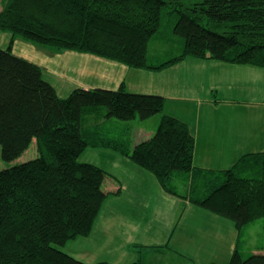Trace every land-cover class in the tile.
Masks as SVG:
<instances>
[{"label": "trees", "instance_id": "16d2710c", "mask_svg": "<svg viewBox=\"0 0 264 264\" xmlns=\"http://www.w3.org/2000/svg\"><path fill=\"white\" fill-rule=\"evenodd\" d=\"M167 14L166 40L176 37L178 54L148 61V42L164 34ZM1 30L137 68L161 69L186 56L264 66V0H6ZM164 102L123 82L75 87L61 97L40 64L13 53L11 44L0 47V159L17 158L33 140L38 151L0 168V264H89L52 245L91 231L106 196L103 181L114 177L79 159L87 145L119 151L167 193L230 218L237 237L251 220L264 222V149L226 168H204L193 164L189 125L175 116L162 114L153 134L133 146L130 126L122 138L101 128L103 118H147ZM227 264H264V252L243 257L236 245Z\"/></svg>", "mask_w": 264, "mask_h": 264}, {"label": "crops", "instance_id": "0c3cea01", "mask_svg": "<svg viewBox=\"0 0 264 264\" xmlns=\"http://www.w3.org/2000/svg\"><path fill=\"white\" fill-rule=\"evenodd\" d=\"M5 1L0 0V10ZM9 35L14 50L17 47L16 42H20L22 39L19 36H12L10 32ZM22 41L25 44H21L22 47L17 51V54L40 64L43 76L52 81H54L52 76L64 77L67 73L59 67L68 65L66 56L69 54L72 58L70 68L75 82L73 88L102 87L113 89L123 82L125 88L128 87L130 91L163 95L165 97L164 104L166 102L172 103L174 100H193L198 103L197 106L201 102L210 105L211 107L206 106L202 114H200V108L197 107L196 112L200 114V117L196 113V118L191 122L192 124H188L194 136L192 161L195 166L217 169L229 167L242 154L252 152L244 150L242 146L246 133H253L254 139L260 138L259 147L264 149V92L218 94V89L221 87L241 89L244 86H255L264 88V67L249 64L240 65L213 58L186 56L161 69H144L131 67L86 52L59 50L53 46H49L51 49L43 50L48 45H34L39 43ZM214 64L217 69L225 66L234 68L235 73L239 76L231 82L215 78L208 79L209 73L206 68ZM158 73H163L165 76L161 81L150 80L148 83L142 81L143 77H152ZM83 75L90 77L91 80H83L81 78ZM55 80L57 83V85L55 83V87L61 91L63 82ZM178 82H184V85H179ZM213 87H217L216 92H214L216 95H209V91ZM188 90H194L196 95L187 96L185 93L190 92ZM200 94L205 95V98L201 99ZM238 110L248 117L237 118L230 115L232 111L233 115L240 113ZM159 112L147 119L153 125V128L151 126L152 131L153 129L155 131L162 114L179 118L175 110H165L163 107ZM226 112V116L223 115ZM102 120V127L116 129V126L112 124L113 119L103 118ZM145 123L146 120L137 124L139 127H144ZM129 124L128 126L132 130L136 129L135 123ZM250 124L256 125L260 129L254 132L247 131L246 127ZM125 125L126 123L120 128L122 130L119 132L121 138ZM153 132L145 133L146 137L140 140L148 138ZM131 133L130 139L133 146L139 140L132 141ZM141 135L143 134L140 133V137ZM235 138L241 139V142L235 143L233 141ZM97 148L104 150L101 153L98 151L100 155L105 154L103 157L104 164L100 165L107 167L109 170L102 168L114 177H106L103 181L102 187L106 196L93 221L91 231L85 236L68 239L60 249L89 264H130L135 260H141L147 264H195L191 258L186 257L182 252L179 253V249L182 247V239L190 244V236L193 232L190 227L184 229H170L168 227L167 233L161 234L158 231V238L154 239H150L148 235L139 237V233L135 232L133 227L140 225L141 216L148 211L150 205L154 208L155 213L167 210L160 214L171 213L175 218L177 215L181 217L186 215V218L192 215L218 218V214L215 215L216 213L167 193L156 181L147 182L151 179L149 174L152 173L119 151L107 147ZM220 152H222L220 156H225V158H218L216 163L220 164H216L210 159V156L219 155ZM198 156L200 159L201 156L203 157L202 162L197 159ZM210 160L213 163H209ZM116 172L122 174L118 175ZM235 246V239L231 240L228 249L233 251ZM258 252L260 251L255 250L253 253ZM170 253H173V258H169Z\"/></svg>", "mask_w": 264, "mask_h": 264}, {"label": "rangeland", "instance_id": "374dc122", "mask_svg": "<svg viewBox=\"0 0 264 264\" xmlns=\"http://www.w3.org/2000/svg\"><path fill=\"white\" fill-rule=\"evenodd\" d=\"M193 1H197V0H185V2L187 3L193 2ZM169 15L170 14H167L165 17V20H162V22H165V26L163 28L164 30L162 31L164 34H161L158 37H154L148 42V61L154 62L158 59H165L166 57L170 55L178 54V50H179L178 45H180V43L178 42V40H176V37L173 38V40H169V41L166 40L167 39L166 37L169 36L167 34L166 28L169 25H171L169 20L166 19ZM9 37L10 35L8 31H2V30L0 31V47L5 48L9 44H11ZM21 39L25 40L24 38H21ZM22 40L20 42L19 41L16 42L17 47L14 50L12 49V45H11V50L13 53L17 54V51L20 50V48L22 47L21 44L23 45L25 44V42ZM34 45H40V44H34ZM167 48L172 49V51L171 52L168 51ZM48 49H51L49 45L43 48V50H48ZM164 51H168L169 53L165 54ZM213 59H216V58H213ZM216 60H221V59H216ZM221 61H225V60H221ZM66 62L68 65H62L61 67H59V69L65 70L67 72L64 77H61L58 75L52 76V79L54 81L45 77L54 87L56 83L55 79L63 82L61 91L55 87L57 90V93L61 97L67 96L70 90L73 88L74 83H75L73 80L71 68H70L72 64V58L71 56H69V54L66 56ZM116 62H120V61H116ZM226 62H230V61H226ZM230 63L240 64V65L249 64V63H238V62H230ZM249 65H254V64H249ZM254 66H259V65H254ZM259 67H264V66H259ZM206 71L209 73V76L207 77L208 79L215 78L217 80H223L226 82H231L235 78H237V76H239V74L235 73L234 68L225 66L223 68L217 69L215 67V64L212 65L211 67H207ZM164 77L165 76L163 73H158V74H154V76L152 77L145 76L142 78V81L145 83H148L150 80L161 81L162 79H164ZM81 78L83 80L84 79L91 80L90 77L84 76V75L81 76ZM178 83L179 85H182V84L184 85V82H178ZM157 86H162V85H157ZM126 88L128 89V87ZM216 88L217 87H213L209 91V95H213L214 92H216ZM188 91L190 92H187L185 94L189 97H193L194 96L193 94H195L194 90H188ZM218 92H219L218 93L219 95L230 94L232 92H235V93H238V92L240 93H245V92L263 93L264 88H258L255 86H251V87L244 86L241 89L236 88V87L235 88L221 87L220 89H218ZM175 96H178V95H175ZM200 98L201 99L205 98V95L200 94ZM172 103L166 102L164 104V109L165 110H175L179 118L185 121L187 124H192L191 122H193L194 118H196V113L200 117V114H202V111L206 109V106L211 107L205 102H201L200 105L197 106L198 103L193 100H176V101L174 100ZM197 107L200 108V114L196 112ZM157 113H160V112H157ZM157 113H154V114H157ZM226 114L227 112L223 113V115L225 116ZM230 115L232 117L235 116L237 118L248 117V115H245L244 113H241V112L235 113L233 115V111L230 113ZM251 116L253 115L251 114ZM111 119H113L112 124L116 126V129H112V128L109 129V127H101V128L103 129V132L106 131L109 135H112L115 138H121V135L119 132L122 131L120 128L124 123H126V125H130L129 123L131 124L135 123V125L137 126L135 130H132L130 127L129 134L130 132H132L131 133L132 141H138L141 138L146 137V135H144L145 133H150L154 131V129L153 131L151 129V126L153 128V125H151L149 120H147L148 117L142 118V119L136 117L128 121L118 120L114 118H111ZM145 120H146V123L144 124V127H139L138 126L139 124L137 123H142V121H145ZM259 129H260L259 127H256V125L252 126V124L246 127L247 131H252V132L257 131ZM140 133L143 134L141 135V137H140ZM123 134H125V129H124ZM200 134L201 133L199 131V137H200ZM244 139L245 141L242 145L244 150L252 151V152H260L263 150V149H260L259 147V144L261 142L260 138L256 137L254 139L253 133H246L244 135ZM233 141L235 143H240L241 139L235 138L233 139ZM98 149L99 148H97L96 146L87 145L83 149V151L80 153L79 159L81 161H87V162L101 166L100 164H104L103 157H105V154L100 155L98 151H100L101 153V151H104V150L103 149L98 150ZM37 154H38L37 147L33 140L31 144L29 145V147L17 158L11 161H4L0 159V168L7 167L15 163L28 160L30 158L35 157ZM221 154L222 152H220L219 155L210 156V159L213 160L214 163H216V160L218 158H225V156L221 157L220 156ZM202 158L203 157L201 156V159ZM197 159L201 161L200 156H198ZM211 160L209 163H213ZM216 164H220V163H216ZM101 167L107 169V167H105L104 165ZM108 168L110 167L108 166ZM111 168L114 169V167H111ZM116 173L118 175L122 174L120 172L119 173L116 172ZM149 175L151 179L147 180V182L156 181V183H159V181L153 174H149ZM174 183L176 184L179 190L183 189V184H184L183 180L178 178V180H174ZM165 211L167 210H164L161 212H165ZM161 212L155 213L154 208L152 207V205H150L148 208V211L142 214L141 219H140V225H135L133 227V230L139 233L140 235L139 237L148 235L150 239H154V238H158L157 236L158 231L161 232V234H164V232L168 230V227L170 229H173V228L184 229V228L190 227L193 230L192 235L190 236L191 237L190 244H187L182 239V247L181 249H179L180 251L179 250L178 251L179 253L182 252L186 257L191 258L195 264H206L210 262L211 260L217 264H227L230 258V255L233 252L231 251V249H228V244L229 242H231V240H234V239H235L237 248L243 257L248 256L249 254L253 253L255 250L264 252L263 217H257L251 220L250 222H248L247 224H244L240 228L239 237H237V231L235 229L233 221L230 218L222 216V215L215 214L217 215L218 218H208V217H204L201 215H192L191 217L186 218L185 217L186 215H183L182 217L180 215H177V217L175 218L174 215L171 213H167L163 215V214H160ZM63 244L52 243L54 247L59 248V249L62 247ZM173 257H174L173 253H170L169 258H173Z\"/></svg>", "mask_w": 264, "mask_h": 264}]
</instances>
